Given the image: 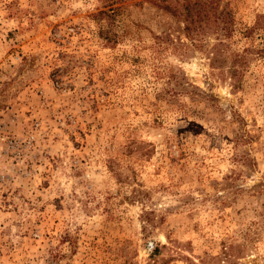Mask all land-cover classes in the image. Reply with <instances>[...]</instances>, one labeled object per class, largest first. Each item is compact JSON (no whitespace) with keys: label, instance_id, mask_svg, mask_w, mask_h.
<instances>
[{"label":"rangeland","instance_id":"374dc122","mask_svg":"<svg viewBox=\"0 0 264 264\" xmlns=\"http://www.w3.org/2000/svg\"><path fill=\"white\" fill-rule=\"evenodd\" d=\"M0 0V264H264V0Z\"/></svg>","mask_w":264,"mask_h":264},{"label":"trees","instance_id":"16d2710c","mask_svg":"<svg viewBox=\"0 0 264 264\" xmlns=\"http://www.w3.org/2000/svg\"><path fill=\"white\" fill-rule=\"evenodd\" d=\"M203 2L204 0H186L184 7L186 9L187 16H189V21H188L189 23H194L195 21V19L192 16V13L190 12V5L199 6V8L197 9V14L201 16L204 9Z\"/></svg>","mask_w":264,"mask_h":264}]
</instances>
